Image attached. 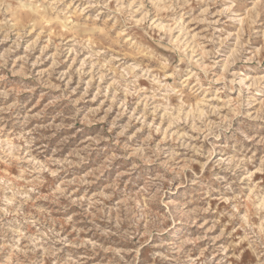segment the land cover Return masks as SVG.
Instances as JSON below:
<instances>
[{
    "label": "rangeland",
    "instance_id": "1",
    "mask_svg": "<svg viewBox=\"0 0 264 264\" xmlns=\"http://www.w3.org/2000/svg\"><path fill=\"white\" fill-rule=\"evenodd\" d=\"M0 264H264V0H0Z\"/></svg>",
    "mask_w": 264,
    "mask_h": 264
}]
</instances>
